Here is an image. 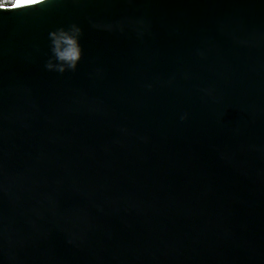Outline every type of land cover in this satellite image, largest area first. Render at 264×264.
Listing matches in <instances>:
<instances>
[{
  "label": "water",
  "instance_id": "obj_1",
  "mask_svg": "<svg viewBox=\"0 0 264 264\" xmlns=\"http://www.w3.org/2000/svg\"><path fill=\"white\" fill-rule=\"evenodd\" d=\"M0 264H264V0L0 12Z\"/></svg>",
  "mask_w": 264,
  "mask_h": 264
},
{
  "label": "clouds",
  "instance_id": "obj_2",
  "mask_svg": "<svg viewBox=\"0 0 264 264\" xmlns=\"http://www.w3.org/2000/svg\"><path fill=\"white\" fill-rule=\"evenodd\" d=\"M56 0H0V12H30L38 9L53 7ZM54 42V55L61 65H67L74 69L77 61L81 58V49L78 44L80 30L73 27L70 31L59 29L50 33ZM67 47H64V46ZM47 67L52 70L54 65L49 63ZM58 70L63 72L64 67Z\"/></svg>",
  "mask_w": 264,
  "mask_h": 264
}]
</instances>
